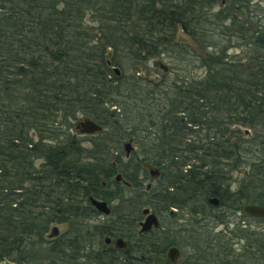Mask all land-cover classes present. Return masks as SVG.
Returning a JSON list of instances; mask_svg holds the SVG:
<instances>
[{
	"label": "trees",
	"instance_id": "obj_1",
	"mask_svg": "<svg viewBox=\"0 0 264 264\" xmlns=\"http://www.w3.org/2000/svg\"><path fill=\"white\" fill-rule=\"evenodd\" d=\"M252 1L0 0V264H172L164 256L171 246L185 253L177 264H261L264 230L238 223L214 233L225 211L205 234L196 228H203L210 197L226 211L264 206V161L246 160L252 148L264 155V26L246 32ZM179 28L201 53L175 41ZM234 33L258 49L254 66L228 57L217 41ZM168 51L193 54L203 76L166 91L138 76ZM134 99L144 102L135 114L126 103ZM80 115L103 127L93 147L70 132L69 119ZM247 125L254 139L240 128ZM199 126L205 141L188 139ZM142 132L126 162L106 146ZM144 162L160 169L159 188L143 187ZM247 165L233 190V173ZM117 174L131 186L115 181ZM135 190L172 223L185 219L183 211L190 218L139 234ZM91 196L110 203L114 216L89 224L99 215ZM54 223L68 224V233L50 239ZM104 236L129 240L128 247L104 244ZM233 238L243 241L242 253Z\"/></svg>",
	"mask_w": 264,
	"mask_h": 264
},
{
	"label": "rangeland",
	"instance_id": "obj_2",
	"mask_svg": "<svg viewBox=\"0 0 264 264\" xmlns=\"http://www.w3.org/2000/svg\"><path fill=\"white\" fill-rule=\"evenodd\" d=\"M224 4V1H220L218 4L215 5V8L212 10V12H217L219 11L222 6ZM245 16H247L246 19V25L248 26L249 29H247L249 32L248 35L252 32L257 31V29L261 26H264V0H253L252 2H250L249 4V9H247L246 13L244 14ZM251 26H253V28H251ZM209 30H214V28L212 27H208ZM175 41L178 42L179 44H183L186 48H189L190 51L192 52H197V53H201V50L198 48V45L196 44V42H194V40L191 39V37L189 35H187L186 33H184L180 28L177 30V35L175 37ZM217 41H220L221 46L226 47L227 49V54L228 57H231L233 60L235 59L236 61H240L244 64H247L248 66H254L255 62L253 59V56H256L258 49L254 50L253 47H249L247 46L246 41H244L243 39L237 38V35L234 33L233 38H226L224 36H218ZM249 42V41H248ZM205 53V52H203ZM255 54V55H254ZM194 56L193 54L185 57L183 54H179L177 52L173 53V52H164L161 56L150 60L149 65L146 67H141L138 76L140 75L141 77L155 83V84H165V85H159L157 90L158 91H166L169 87V85H179L181 84L186 78H195V77H201L203 76L204 73V69L199 67V63L198 62H193L194 60ZM160 64L166 65L167 66V70H163L160 67ZM253 68V67H252ZM129 74V73H127ZM166 82V83H165ZM156 95V94H155ZM123 96L127 97V93H124ZM163 93H158L156 95L157 98L162 97ZM127 100V98H123L122 100ZM134 100H128L126 101V103L128 102L130 104V107L135 109L133 111V113L135 114L137 112V110L141 109L144 104L143 101H135ZM152 99H147V103H150ZM160 100H154L151 102L152 105L155 106V110L158 111V106L161 105L160 104ZM158 104V105H157ZM130 108V109H131ZM87 117L80 115L78 116V118H70L69 120L71 121V126H70V132L76 134L77 138L82 142V144L88 148V147H93V143L94 141L97 140H102L103 137L100 136H96L98 133L95 134H82L79 132V130H77L76 125L79 123V121L85 119ZM232 128H234L233 125H231ZM247 127V126H246ZM246 127L240 126V128L242 130H247ZM193 130H200V132L195 133L193 132L191 135H188V139H198L201 138L202 140L205 141L206 138V131L201 129V126L199 127H194ZM244 131V132H245ZM102 132V131H101ZM248 132V131H246ZM144 132H142V135L139 137L134 138V134H130L128 135L129 137H127L126 139H120V142L118 143H114V144H107L106 146L109 148L110 153L112 154L113 157H122L124 159V162L127 161L126 156V152L124 149V145L126 142H131L134 149L136 148V150H138V146L135 143V141H138V139L140 140V138H142ZM199 135V136H198ZM261 139H259L260 141H264V127H262V134H261ZM137 139V140H136ZM185 140V139H184ZM183 140V141H184ZM259 150V149H257ZM255 148H252V150L248 153L247 156V163L249 162V164H253V163H259L261 161H264V155L262 154V152L257 151ZM133 152V151H132ZM131 152V153H132ZM124 162H122L121 164H124ZM134 162V161H132ZM144 171H146L143 168H141ZM250 167L247 165L245 168H242L240 170H237L233 173L232 177H231V182H232V189L236 190L238 187V183L239 181H241L245 174L244 172L250 171ZM148 175H145L144 173H141L139 171V176H141V178H144V182H143V187H148V185H150L151 189L152 187L155 188H159L160 183L159 181H157V178H152L148 172V170L146 171ZM116 176L113 177V179L115 180ZM159 178V177H158ZM116 181V180H115ZM110 187H114V185L110 184ZM142 191L141 190H135L134 193L131 194V196H139L137 201V204H140V217L138 218V221L143 219V215H142V209L145 207H150L158 216L160 219V226L162 225H174V226H178V224L183 223L185 221V219L190 218V216H188V214L184 213V211L182 212V214H184V218L182 220H179V222H174L172 223V221H169V215H168V211L165 212L163 211L162 213H159L156 209H154L151 205H146L144 203V199L142 196ZM130 196V195H128ZM140 202H142L143 204H141ZM114 204V203H113ZM208 215L206 217V219H204V223H200L198 226L203 227L202 229L200 227H196L198 230H200L202 232V234H205V232H207L208 229L210 228H214L215 226V222H214V217L217 213H220L221 211H225L226 213V220L224 223L221 224H217V226H215L214 230H212L214 233L216 232H221V231H231L234 230L236 228V224L240 223V228H246L249 229L251 232H260L262 230H264V220L261 221L258 218H252L250 216H248L247 214H245L243 212L242 209H240L238 212H235L233 210H228L227 211L223 208H220L218 206L212 205L210 203H208ZM110 207L111 204L109 203ZM136 207V206H135ZM133 207V208H135ZM112 209V208H111ZM138 210V208L136 207L135 211ZM172 210H174L173 212H176L177 209L176 208H172ZM112 213V211H111ZM109 214V215H105L99 212V215H97L96 217H92L90 218L87 222L89 224H95V223H105L109 218L113 217V214ZM176 214V213H175ZM185 223V222H184ZM57 226L60 230V235H63L64 233H68V224H62V223H54L51 225L50 229H49V233L51 232L52 227ZM160 228V227H159ZM158 228V229H159ZM139 227L137 225V231H138ZM191 229V226H189L186 230ZM172 234H175L176 232L173 230L171 231ZM238 235L236 233L232 234V237ZM58 236V237H59ZM229 238H231V234L228 235ZM57 238V237H56ZM107 236L103 237V243L106 244L105 240H106ZM51 239V238H50ZM54 239V238H53ZM116 238H112V243L108 244L110 246L115 247L114 245V241ZM129 241V240H127ZM232 243L234 244V248L236 250V254L242 253L243 250V241H240L239 238H233ZM99 245H95V247H98ZM102 246V245H101ZM106 247V246H105ZM180 251H181V259L180 261L183 259H185V257L183 258V256L185 255V253L183 252V249L179 246H177ZM167 250L166 249L164 256L166 258L167 255ZM185 252H188V249L185 250ZM167 259V258H166ZM261 264H264V259L261 261Z\"/></svg>",
	"mask_w": 264,
	"mask_h": 264
},
{
	"label": "water",
	"instance_id": "obj_3",
	"mask_svg": "<svg viewBox=\"0 0 264 264\" xmlns=\"http://www.w3.org/2000/svg\"><path fill=\"white\" fill-rule=\"evenodd\" d=\"M160 67L163 70H167V66L160 64ZM115 72L119 75L120 70L118 68H114ZM77 130H79L82 134H95L98 132L103 131L102 125L95 122L94 120L90 118H85L76 125ZM124 149L126 152V156H130L131 152L134 150V147L131 142H126L124 145ZM143 168L147 169L149 171V174L152 178H158L161 174L160 169L148 162L143 163ZM115 180L117 182H122L123 184L130 186V183H128L126 180H124L123 176L121 174H117ZM150 188V185H148V189ZM90 203L94 206V208L105 215H109L111 213V207L109 203L105 200L97 199L93 196L89 198ZM208 202L212 205L218 206L220 204V199L218 197H210L208 199ZM244 213H246L248 216L253 218H260L264 219V206L259 204H247L243 208ZM142 215L144 216V219H141L138 221L139 226V234H144L147 232H150L154 229L159 228L160 226V219L159 216L150 208L145 207L142 209ZM60 235V230L57 226L52 227L51 232L49 233V238H55ZM112 239L110 237L106 238V243H111ZM115 247L119 249H126L128 247L127 241L119 237L115 240ZM181 257V251L178 247L172 246L167 251V259L172 264H176Z\"/></svg>",
	"mask_w": 264,
	"mask_h": 264
},
{
	"label": "flooded vegetation",
	"instance_id": "obj_4",
	"mask_svg": "<svg viewBox=\"0 0 264 264\" xmlns=\"http://www.w3.org/2000/svg\"><path fill=\"white\" fill-rule=\"evenodd\" d=\"M249 40H251V39H249ZM256 105H257L256 101H253V102L250 103V105H249L250 112H253L254 111L253 109H254V106H256ZM246 128H247V131L249 132V133H247L248 137L251 138V139H254V137H256L255 129L251 125H247ZM152 231H154V230H152Z\"/></svg>",
	"mask_w": 264,
	"mask_h": 264
}]
</instances>
